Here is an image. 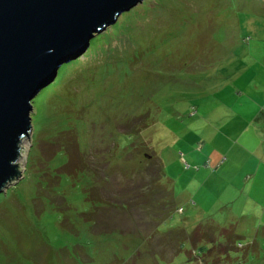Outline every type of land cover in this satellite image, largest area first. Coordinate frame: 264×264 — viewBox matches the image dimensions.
Here are the masks:
<instances>
[{
    "label": "rangeland",
    "instance_id": "1",
    "mask_svg": "<svg viewBox=\"0 0 264 264\" xmlns=\"http://www.w3.org/2000/svg\"><path fill=\"white\" fill-rule=\"evenodd\" d=\"M263 128L264 0L137 1L38 89L28 154L0 192V264H156L152 250L231 264L222 236L199 255L178 246L200 222L255 242L230 255L264 264V167L224 161ZM253 170L260 186L242 193Z\"/></svg>",
    "mask_w": 264,
    "mask_h": 264
},
{
    "label": "water",
    "instance_id": "2",
    "mask_svg": "<svg viewBox=\"0 0 264 264\" xmlns=\"http://www.w3.org/2000/svg\"><path fill=\"white\" fill-rule=\"evenodd\" d=\"M137 1L0 0V192L28 154L38 89Z\"/></svg>",
    "mask_w": 264,
    "mask_h": 264
},
{
    "label": "trees",
    "instance_id": "3",
    "mask_svg": "<svg viewBox=\"0 0 264 264\" xmlns=\"http://www.w3.org/2000/svg\"><path fill=\"white\" fill-rule=\"evenodd\" d=\"M62 64V63H61ZM100 200V198H98ZM103 201H101L102 203ZM106 204V202H103ZM194 226V225H193ZM185 228V227H184ZM231 227H225V226H217L215 225L213 222H200L197 223L193 228H190L188 230V228H185L184 231H182V233H184L186 236L184 237H179L177 239L178 242V246H183L185 248L183 249H187L188 251L190 250L191 252H197L198 255L203 251L206 250V248L212 244L213 241V235H217V236H222L223 238H225V243L223 245L222 248L217 249V252L222 253H227V255H229V257H232V263L231 264H240L242 259H239L237 257V255H230L231 251H236V250H241L242 251V257H245L247 252H252L255 248H256V244L253 241H250L246 244L240 243L239 241L234 243V240L237 239L238 237H236L235 235V239H233L231 232ZM164 231V230H162ZM227 232V233H225ZM202 243H200L199 245H196L197 242L202 241ZM205 243L208 244L207 247H205ZM234 245V246H231ZM189 245V246H188ZM235 247V248H234ZM148 249V248H147ZM136 250L139 251L138 248H135L132 252V254H134L136 252ZM207 251V250H206ZM203 253V252H202ZM131 254V255H132ZM185 254V253H184ZM151 255L152 257H159L160 259L157 261L156 259V264H164V258L160 257L156 252H154L153 250L151 251ZM182 255V254H181ZM140 258L142 256H139ZM233 257H235L236 260H233ZM246 258V257H245ZM162 260V262H161ZM253 262V263H252ZM257 264L255 261H242V264Z\"/></svg>",
    "mask_w": 264,
    "mask_h": 264
},
{
    "label": "crops",
    "instance_id": "4",
    "mask_svg": "<svg viewBox=\"0 0 264 264\" xmlns=\"http://www.w3.org/2000/svg\"><path fill=\"white\" fill-rule=\"evenodd\" d=\"M263 129H261L262 134H260L259 132L260 128L259 130L255 129L256 133L258 132L261 135L262 139H264ZM243 133H244L243 130L240 131L239 136H241ZM262 139H259L257 142V139L253 137L254 144H252V146H248L247 143L249 142V137L245 135L244 140L240 142L237 146H230V147L228 146V150L226 151L227 158L225 157L224 161L229 162L231 160V158L228 159L229 157L237 156V157H234L233 159H239L240 162L243 164H246V163L253 164L255 167H259L260 171H262V166L264 167V140ZM221 155L222 154L220 151L214 149L213 152L210 153V156H209L211 159V163L215 164L217 161H221L223 158V156ZM224 161H222L221 164H224ZM248 173L250 175L249 181H246V183H244V185L241 188V192L253 195L255 194V191L257 190L258 186H260V178H257L256 181L253 183L255 179L254 176L256 173L254 172V170L249 171ZM252 188L254 192L253 194L251 193Z\"/></svg>",
    "mask_w": 264,
    "mask_h": 264
}]
</instances>
